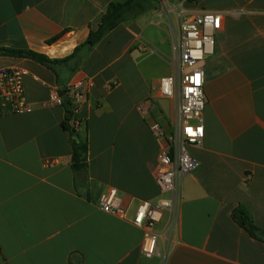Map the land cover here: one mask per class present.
<instances>
[{
    "label": "crops",
    "instance_id": "obj_1",
    "mask_svg": "<svg viewBox=\"0 0 264 264\" xmlns=\"http://www.w3.org/2000/svg\"><path fill=\"white\" fill-rule=\"evenodd\" d=\"M123 1L0 0V49L63 60L96 30L110 2ZM191 9L222 15L213 55L203 62L204 138L189 149L197 167L180 181L173 238L168 244L165 215L151 259L140 255L142 230L130 221L140 201L159 196L154 174L162 143L147 122L166 127L172 116L160 94L171 72L157 75L144 49L164 52L167 32L156 11L120 24L79 67L0 56V70L23 71L33 108L0 112V264H264V0H201ZM86 80L92 87L76 115L87 143L81 177L62 127L65 107L49 96ZM147 102L150 118L137 111ZM49 159L56 164L46 166ZM109 188L128 208L127 220L98 208ZM238 206L258 238L232 220Z\"/></svg>",
    "mask_w": 264,
    "mask_h": 264
},
{
    "label": "built area",
    "instance_id": "obj_2",
    "mask_svg": "<svg viewBox=\"0 0 264 264\" xmlns=\"http://www.w3.org/2000/svg\"><path fill=\"white\" fill-rule=\"evenodd\" d=\"M201 0H156V16L166 29L171 54V74L160 83V94L170 100L172 116L166 127L156 119H149L148 130L162 146L157 153L154 180L159 196L154 201H140L130 223L142 230L140 255L151 259L159 254L158 225L167 215L166 236L171 242L177 226L180 202V181L190 174L197 163L190 154V147L198 146L204 138V69L203 62L214 52V38L221 29L222 15L217 12L192 10ZM23 71L17 68L0 70V112L14 115L29 114L32 106L26 101ZM92 82L89 80L68 85L63 94L52 91L49 102L64 106L67 96L72 113V127L80 130L82 122L77 118L80 104L88 96ZM153 106L147 102L137 107L145 118H150ZM56 160L45 161L46 166ZM98 208L121 220H127L128 208L123 206L118 191L109 188L97 200ZM166 254L164 255V259Z\"/></svg>",
    "mask_w": 264,
    "mask_h": 264
},
{
    "label": "trees",
    "instance_id": "obj_3",
    "mask_svg": "<svg viewBox=\"0 0 264 264\" xmlns=\"http://www.w3.org/2000/svg\"><path fill=\"white\" fill-rule=\"evenodd\" d=\"M178 1V0H169ZM156 0H124L123 2H110L106 12L101 17L96 30H91L84 43L78 46L74 52L63 60H50L47 57L28 51V50H13L7 48L0 49V56H16L30 59L46 67H52L57 64L74 61L75 67L81 66L91 50L98 44L109 32L113 31L120 24L128 20L135 19L137 16L156 9ZM60 35L55 36L50 42L56 41ZM66 114L62 127L68 131L71 137L72 150V169L75 174H80L81 177L86 175V155L87 143L79 136V131L72 127V113L70 104L64 105ZM232 220L250 236L258 238V229L253 225L247 211L238 206L231 213ZM264 242V234L261 237Z\"/></svg>",
    "mask_w": 264,
    "mask_h": 264
},
{
    "label": "rangeland",
    "instance_id": "obj_4",
    "mask_svg": "<svg viewBox=\"0 0 264 264\" xmlns=\"http://www.w3.org/2000/svg\"><path fill=\"white\" fill-rule=\"evenodd\" d=\"M180 0L176 1L179 2ZM163 50L164 52L162 55L159 57L158 54L154 50H152V47H144L145 49V55L150 59L152 63V67L154 70L157 72V75L159 76H166L169 75L171 72V68L169 65V57L171 54V45L169 38L167 34H164L163 37ZM165 115L169 116V109L166 108L165 110ZM167 238V236H166Z\"/></svg>",
    "mask_w": 264,
    "mask_h": 264
},
{
    "label": "water",
    "instance_id": "obj_5",
    "mask_svg": "<svg viewBox=\"0 0 264 264\" xmlns=\"http://www.w3.org/2000/svg\"><path fill=\"white\" fill-rule=\"evenodd\" d=\"M62 102H63V105H67L68 104V98H67V96H63L62 97Z\"/></svg>",
    "mask_w": 264,
    "mask_h": 264
}]
</instances>
